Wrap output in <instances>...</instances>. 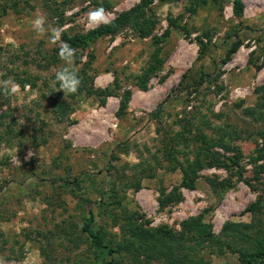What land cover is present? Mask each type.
I'll list each match as a JSON object with an SVG mask.
<instances>
[{"label":"rangeland","instance_id":"374dc122","mask_svg":"<svg viewBox=\"0 0 264 264\" xmlns=\"http://www.w3.org/2000/svg\"><path fill=\"white\" fill-rule=\"evenodd\" d=\"M196 4L0 0V81L35 84L14 95L0 93V264H101L105 254H95L81 231L91 210L93 229L116 248L142 231L153 238L165 229L179 233L190 218L202 217L217 237L228 222L251 221L247 208L260 191L245 180L256 166L264 177V160L255 162L264 121L255 122L245 110L264 105V0ZM138 6L147 30L154 26L148 35L142 36L139 20L76 49L70 67L79 73L89 64L87 84L94 93L68 99L73 111L60 121L51 93L55 73L65 65L59 44L38 34L33 21L44 17L48 29L61 27L66 42L64 34L78 40L107 25L89 28L88 11L103 7L112 22ZM237 38L239 50L224 63ZM159 61L162 67L141 89L138 78ZM7 127L17 138L6 134ZM201 134L217 144L219 155L239 156L238 165L205 168L195 187H181L182 171L168 154L182 163L193 160ZM210 179L230 187L214 191ZM162 192L180 198L162 206ZM128 254L120 256L121 264ZM201 256L237 264L231 254L206 250Z\"/></svg>","mask_w":264,"mask_h":264},{"label":"trees","instance_id":"16d2710c","mask_svg":"<svg viewBox=\"0 0 264 264\" xmlns=\"http://www.w3.org/2000/svg\"><path fill=\"white\" fill-rule=\"evenodd\" d=\"M192 1L195 4L197 3L196 6H202L207 4L209 0ZM140 7L138 6L130 12L123 13L116 20L102 26L98 30L90 32L88 36H84L82 39L67 38L66 34H64V39L74 49H82L86 47L87 41H95L100 37H113L128 23L136 22L138 24L139 20L143 21L140 29L142 31L141 34L142 36H146L149 31L153 30L154 26H150L151 28L147 30V22L144 20ZM242 9V4L237 2L235 11L238 15L241 14ZM165 33L169 35L170 29ZM241 44L240 38H237L236 42L229 49L224 63H227L237 53ZM81 62L82 56L79 55L76 58V63L81 64ZM86 67H89V64L77 73L81 81L77 92L65 94L62 91H56V88L52 86V106L60 121H63L73 111V107L68 99H75L76 94L80 92H86L90 95L94 93L93 89L87 84L89 78L87 76L88 70L85 69ZM161 67L162 61H159L156 67L152 66L148 68L142 77L138 78V86L146 90L152 74L156 73V69ZM20 84L22 87L29 84L35 85L31 80L27 79L20 80ZM245 115L255 122L264 121V105L258 104L256 107L246 109ZM7 128L6 134L12 136V139L17 138V134L14 133L13 129L11 127ZM186 133L190 134L192 130L188 128L186 129ZM257 135L263 141V148L260 150V155L255 158V162L264 160V129L259 131ZM3 140L4 138L1 134L0 141ZM197 141L200 143V148L196 149L197 153L193 160L187 159L182 163L173 156L171 151L168 154L170 161L182 171L183 179L180 186L184 188L195 187L200 177V172L205 168L230 170L232 163L234 166L238 165L239 156L237 158H226L214 152L213 148L217 144L210 143L204 134H201ZM173 144L179 145L175 140ZM173 147L176 146L172 145L171 149ZM229 162L232 163L229 164ZM262 175V168L256 166L254 177L245 180L252 189L260 191L257 201L247 208V212L251 214V221L249 223L228 222L224 225L219 237L214 235L210 224L205 223L202 217H197L185 220L181 225L179 233H172L165 229L158 231L156 238H153L154 236L150 230L147 232L142 231L140 234L127 236L116 248V246L107 243L104 236L93 229L95 214L92 210L89 212V218L82 224L81 231L90 240V247L95 254L100 255L102 252L105 254V258L101 264H121L120 256L123 253H129L128 255H130V260L126 264H228L207 261L204 256H201L206 250H210L211 254H217L219 257H223L226 254L234 255L237 264H264V177ZM209 183L214 191L230 187L228 181L222 183L210 179ZM175 192L177 191L175 190ZM162 195L165 197L163 192ZM179 198L180 195L176 193L169 194L160 203L164 206ZM132 229H137L133 223L131 224V231ZM42 255L46 259V254L43 250Z\"/></svg>","mask_w":264,"mask_h":264},{"label":"clouds","instance_id":"9594fccd","mask_svg":"<svg viewBox=\"0 0 264 264\" xmlns=\"http://www.w3.org/2000/svg\"><path fill=\"white\" fill-rule=\"evenodd\" d=\"M86 16L87 26L89 28H96L101 24L111 23L110 14L103 7H97L88 11ZM33 27L38 34H48L51 43L59 44L58 56L60 60L64 62L65 66L55 73L53 86L56 88V91H62L66 94L77 92L81 81L77 72L70 67L74 64L76 49H74L72 45L61 40L62 28L57 26L48 29L44 17H37L33 21ZM20 87L21 86L11 77L7 80L0 81V93L3 95H14L20 91ZM24 87L27 88L28 85Z\"/></svg>","mask_w":264,"mask_h":264}]
</instances>
